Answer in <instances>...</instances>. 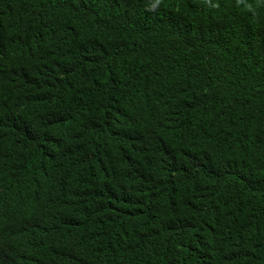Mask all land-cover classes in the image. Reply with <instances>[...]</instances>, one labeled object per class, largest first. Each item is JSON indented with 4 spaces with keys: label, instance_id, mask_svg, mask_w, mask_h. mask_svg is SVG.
Masks as SVG:
<instances>
[{
    "label": "trees",
    "instance_id": "16d2710c",
    "mask_svg": "<svg viewBox=\"0 0 264 264\" xmlns=\"http://www.w3.org/2000/svg\"><path fill=\"white\" fill-rule=\"evenodd\" d=\"M0 264H264V0H0Z\"/></svg>",
    "mask_w": 264,
    "mask_h": 264
},
{
    "label": "clouds",
    "instance_id": "9594fccd",
    "mask_svg": "<svg viewBox=\"0 0 264 264\" xmlns=\"http://www.w3.org/2000/svg\"><path fill=\"white\" fill-rule=\"evenodd\" d=\"M238 17H240V16H238Z\"/></svg>",
    "mask_w": 264,
    "mask_h": 264
}]
</instances>
